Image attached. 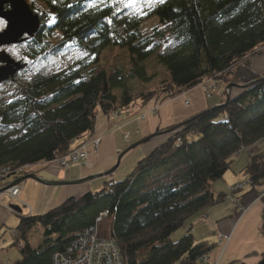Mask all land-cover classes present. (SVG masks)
Listing matches in <instances>:
<instances>
[{"label":"trees","instance_id":"obj_1","mask_svg":"<svg viewBox=\"0 0 264 264\" xmlns=\"http://www.w3.org/2000/svg\"><path fill=\"white\" fill-rule=\"evenodd\" d=\"M37 1L44 10L39 32L26 41L28 57L43 55L50 46L46 39L59 40L52 50L76 44L86 56L16 86L0 102V169L51 164L80 148L99 113L164 102L209 78L234 89L226 106L210 108L168 134L123 180L108 179L98 192L69 198L43 215L20 217L13 264H50L100 213L110 219L109 236L124 264H209L202 258L216 241L195 242L191 227L177 242L169 238L227 198L214 192L213 183L223 179L238 152L264 139V81L241 88L264 77L252 71L253 58L264 53V0H161L141 14H128L115 0ZM150 19L156 24L145 31ZM110 48L124 51L129 67L89 71ZM152 59L169 76L148 90L155 77L148 71ZM134 84L142 89L135 91ZM243 172L253 185L264 182V152L251 156ZM262 204L263 236L264 197ZM35 228L41 240L31 247Z\"/></svg>","mask_w":264,"mask_h":264},{"label":"crops","instance_id":"obj_2","mask_svg":"<svg viewBox=\"0 0 264 264\" xmlns=\"http://www.w3.org/2000/svg\"><path fill=\"white\" fill-rule=\"evenodd\" d=\"M252 71L260 76H264V53L261 56L253 58ZM215 95L216 97L211 96L208 99L204 89L201 87V85H199L193 89L182 91V93L172 97L170 100L162 102L158 105L155 114H153V110L156 108L154 102H150L145 106H140L137 104L132 109H130L129 112H120L117 114L115 121H110L107 116L99 113L96 118L93 133L88 139L93 140L94 138H100L101 144L99 146V150L94 153L90 146H87L86 148L89 153L88 162L90 165H92V167H85L76 164L78 165L77 169L65 171L59 169L55 162L51 164H42L40 165L39 169L42 170L43 176L40 177L47 181L61 182L75 181L92 175L105 173L113 167L119 155L126 151L133 144L155 134L157 131L174 126L196 115L197 113L215 107V105H220L221 96L218 93H215ZM185 101H188L189 104L185 105ZM113 126H116L118 129H115L116 127L114 128ZM132 132H134V134H132ZM125 134L129 135L128 142L124 141L123 139V135ZM117 135L120 137L121 143H126L127 145L123 150H121L119 147V137ZM132 135L135 137L134 140L131 138ZM161 140H164V138ZM260 142L261 140L244 149L247 152L246 158L245 156L240 155L243 154L242 152H244V150L238 154L239 157L235 158L229 171L224 175V184L217 185L216 190H214L215 192L226 194V191L229 190V188L235 185L245 184L246 187H243V189H245H242V192H239L235 195L236 199L238 198L242 200V207L246 209L244 212L245 214L242 215L241 219L237 218V216L228 219L229 216H233L234 214L236 215V213L231 209V206L225 207L223 205L220 207H218L219 205H216V207H211L206 212L208 217L207 223L212 228V231H217L218 233L228 237V243L224 248L222 256L220 259H218L220 261L219 264H229L234 262V259H246L248 256H251L249 257V260L257 259L264 252V237L262 235L257 237V241L255 243L252 244L246 241L238 249L235 246L231 247L230 245L234 238H238L239 236L243 235L245 227L240 228V224L242 223L243 219L249 214L255 218L256 215L253 212L258 211V203L255 202V197L252 194V196L248 194L251 192L250 186L247 187V183L250 178L243 172V169L248 164L251 156L264 152V148L261 151L256 148L257 144H260ZM158 145V143H151L150 141L147 144L144 143L139 147L128 151V153L121 160L122 163L123 161H126L125 170L129 167L132 170L137 162L148 156ZM129 171L127 173H129ZM12 181H14V177H10L5 183ZM28 187L32 191V196L30 197L26 193L25 198H23L22 196L24 195V191ZM89 191L90 188L88 185H39L37 187H31V185L25 182L24 184H21L20 199L24 201L31 210L25 209L26 213H21L23 216H28L29 214H31V216L43 215L46 212L61 205L65 200L69 198H79ZM242 196H245V198H242ZM5 198L7 199L5 202L13 203L6 196L2 198L3 202ZM12 218L13 214L0 206V230L7 225L12 226L15 224L16 229L19 224V218L16 217L17 219L15 222ZM252 234L255 239V232H252ZM202 239H205L204 241H206V239L211 240L212 237L207 236ZM203 240H198L197 242ZM29 241H31V238H29ZM4 250L5 251L3 254V248L0 251V264H11L12 260L16 261L19 258L18 254L11 251L10 249L5 248ZM225 254H228L229 259H232L231 262H227V259H225ZM219 256V250H216V252L210 254V258L213 260L214 258H219ZM243 261L244 262L242 263L249 264L247 260Z\"/></svg>","mask_w":264,"mask_h":264},{"label":"rangeland","instance_id":"obj_3","mask_svg":"<svg viewBox=\"0 0 264 264\" xmlns=\"http://www.w3.org/2000/svg\"><path fill=\"white\" fill-rule=\"evenodd\" d=\"M115 1L117 3H119L122 7H126L128 14H141L142 12L148 10L154 3H157L158 1H161V0H115ZM25 2L28 4V6L32 10V12L40 18L41 10H44V7L42 6V4L39 3L37 0H25ZM32 6H34L36 9L34 7L32 8ZM155 24H156V20L155 19L148 20L143 25L144 30L145 31L149 30ZM5 27H6V23L3 20L0 19V33L5 29ZM45 44H48L50 46L48 47V49L46 50V52L43 55H41V56H39V57H37L35 59H30L28 57V54H29L28 50H29V47L31 45L30 42H25V43L20 44V45L9 46V47H4V48L0 49V52L1 51L6 52V54H8L10 56V58L13 59L15 62H20L21 64H25L26 65L25 68L23 70L19 71L12 80H9L7 82H4V83L0 84V102H2L4 100H8L10 95L12 94V92L15 90L16 86H18L20 84H23V83H25L27 81H31L36 76H48V75H52V74L58 73V72H60V71H62L64 69L69 68L74 63L78 62L79 60L83 59L86 56L85 53L80 48H78L76 44H67L64 47H61V48H59L57 50H52V49L55 46H57V44H59V40L58 39H51V40L50 39H46L45 40ZM147 65H148L149 73L155 75L154 79L152 80L153 81L152 84L148 85L147 89L148 90L149 89L150 90L151 89H155V88L157 89V88L160 87L161 82L163 80L167 79V77L169 75L153 59L150 60L147 63ZM117 66L129 67V57L122 50L110 48V49H106V50H104L102 52L100 63L96 64L93 67H91L89 69V71H91L92 73L96 74V73L100 72L101 70L108 71V70H111V69H113L114 67H117ZM218 81H219L218 78H209V79H206L201 84V87L204 89V92L208 96V99L211 96L216 97L215 93H218L219 95L226 96V93H230L231 89H234V87H233V88L230 89V91H228L226 89L227 86H225L222 82H218ZM213 87H214V89H213L214 91H209V89H211ZM133 89H135V91L136 90L138 91V90H141L142 87L140 86V84H134L133 85ZM180 93H182V92H180ZM180 93H178V94H180ZM235 93H236V91H235ZM152 102H154L155 105H156V108L153 110V114H155L158 105L161 104L162 101H160V102L152 101ZM188 104H189V102L185 101V105H188ZM215 107H216V105H215ZM200 113H202V112H200ZM200 113H197L196 115H194V116H192V117H190V118H188L186 120H189V119H191L193 117H196ZM107 117H108V119L110 121H115V119H116L115 117L112 118L111 114L109 116H107ZM116 117H117V114H116ZM186 120H184V121H186ZM184 121H182V122H184ZM180 123H178V124H180ZM174 126H170L168 128L171 129ZM113 127L115 128L116 126H113ZM115 129H118V128L116 127ZM162 131H166V129L157 131L155 134H157L159 132H162ZM4 132L5 131L0 126V133H4ZM132 134H134V132H132ZM125 135H127L128 139H127L126 142H128L129 141V135L128 134H125ZM167 135L168 134L159 135V136L150 135L148 137H151V136L152 137L149 140H147L145 142V144H147V143H149L151 141V143H158L160 145V143L165 140ZM123 137H124V135H123ZM131 138H132V140H134V138H135L134 135H132ZM163 138H164V140H161ZM144 139H146V138H144ZM86 141H87V146H90L94 153L99 150V146L101 144V139L100 138H94L93 140H88L87 139ZM93 143H94V145H93ZM118 143L120 144L119 147L121 148V150H123L125 148V146H127L126 143H124V144L121 143L120 137L118 139ZM87 146H86V148H87ZM137 147H139V146H137ZM256 148L258 150H260V151L263 150V148H264V139L263 140L261 139L260 144H257ZM85 150L87 151V154H88V157H89L88 150L87 149H85ZM240 152H238L233 157V161L235 160L236 157H239L238 154ZM242 153L243 154H240V155H243L246 158V156H247L246 150H244V152H242ZM123 157L120 159L118 167L109 176L103 177V178H95V179H92V180H90L88 182H85V183H82V184H77V185H81V186L82 185H88L89 188H90L89 192L95 193V192L100 191V189L103 186V183L106 182L107 179H111V180H114V181L123 180L132 171L130 167L125 170L126 161H123V163L121 162ZM87 163H88V165H86L85 167H92V165H90L89 162H87ZM116 163H117V161H116ZM116 163L113 165V167L116 165ZM39 167H40V165H36V166H32V167L30 166L24 171V173H26L25 175L33 173V174H35L38 177L43 176L42 175L43 174L42 170L39 169ZM77 167H78V165L75 164V165H72L69 168L65 169V171L66 170H68V171L75 170V169H77ZM129 170H131V171H129ZM123 171H124V174H123ZM128 171H129V173H127ZM40 178H42V177H40ZM43 180H45V179H43ZM223 180H224V177H223L222 180H219V181L213 183V187H212L213 190H216L217 185L224 184ZM25 182H27L29 185H31V187H37L39 185L42 186L41 184L35 183L33 180H30V179L24 181L23 184ZM242 186L244 187L245 184L242 185ZM242 186H241V188H239L235 192H233V191L231 192L232 187L229 188V190L226 189L227 190L226 194H228L227 198L224 201H222L221 203L217 204V205H219L218 207H220L221 205H223L225 207L231 206V209L234 210L236 215L234 214L233 216H229L228 219L229 218H233L234 216H237V218L241 219L242 215L245 214L244 212H245L246 209L242 207V200L238 199V198L237 199L235 198V195L237 193L242 192ZM248 186H250L251 191H252L249 195L252 194L255 197V202L258 203L257 204L258 211L257 212L254 211L253 212L256 215L255 218L252 217L249 214L243 219L242 223L240 224V228L241 227H245L244 233H243V235L239 236L238 238H234L233 237L234 240L230 244L231 247L235 246L237 249L239 247H241L242 244L244 242H246V241L249 242V243H252V244L255 243L257 241V237L262 235V233H261V225H260V221H261L260 215H261V211H262V208H263L262 198L264 197V182H262V180H260L257 185H253V183L249 180L248 183H247V187ZM26 193L30 197L32 196V191H31V189L29 187L25 189L24 195L22 196L23 198H25V194ZM231 195H233V197ZM5 201H7L6 198H5L4 202L2 201V203L4 204L5 208L3 206H1V207H3L8 212L13 214V218L12 219H13L14 222L17 219L16 217L20 218V217H29V216H31V214H29L28 216H23L22 215V213L23 214L26 213L25 212V209H26L25 207L17 205L12 200H10V201H12L14 204L13 203H7ZM214 206L216 207V205H214ZM214 206H212V207H214ZM13 207H18L20 209V211L14 210ZM27 210H31L30 207L27 208ZM207 210L204 211L202 214H200V216L198 218H196L195 220H194V218H193V220L191 219L190 221L193 223L191 226H189L188 225L189 223H188L184 227H181L180 229H178L175 232H173L170 235L169 239H170L171 242H174V243L177 242L183 235L186 234V232L188 231L189 227H191V233H192V235L194 237V241L195 242H197L198 240H203L202 238L210 236V237H212V239L211 240L210 239H206V241L215 242L214 240H216L217 245L214 248L212 253L216 252V250H219L220 256L217 259L214 258V260L212 258H210V255L205 256L206 259H204L203 262L204 263H209V264H219L220 261L218 259H220V257L222 256L224 248H225L226 244L228 243V237L222 235L221 233H218L217 231H215V232L212 231V228L207 223V220H208V217H207V214H206ZM109 224H110V219L109 220L108 219H103L102 224L100 226L101 227L100 231H101L102 234H104V235L109 234ZM15 226H16V224L12 225V226L7 225L6 227H3L0 230V245L3 248L2 254L5 251L4 249L6 248V249H10L11 251L15 252L19 256L18 246L12 245L13 242H15L20 237V232L17 229H15ZM252 232H255V235H256L255 239L253 237ZM217 235H220L222 238L218 239ZM30 238H31V241L29 243H30L31 247H37L38 246L37 244L41 240V230H40V228H35L32 231ZM263 253L261 254V256H259V258L251 259V260H249V257H251V256H248V257H246V259L237 258V259H234V262H231L232 259H229L228 254H225V259H227V262H231L229 264H240V263L244 262L243 260H247L249 264H257L261 260V258L263 256ZM122 258H123V256H122ZM13 262L14 261L12 260L11 264H13Z\"/></svg>","mask_w":264,"mask_h":264},{"label":"water","instance_id":"obj_4","mask_svg":"<svg viewBox=\"0 0 264 264\" xmlns=\"http://www.w3.org/2000/svg\"><path fill=\"white\" fill-rule=\"evenodd\" d=\"M7 8V9H6ZM0 19L6 23L5 29L0 33V48L9 47V46H16L25 43L28 40L33 39L40 30V18L35 15L25 0H0ZM25 64H21L20 62H15L13 59L10 58L6 52H0V84L12 80L15 75L25 68ZM264 81V77L253 81L247 85L242 86V89H246L253 84L260 83ZM234 86L228 85L226 89L230 91L231 88ZM230 100L229 93H226L225 102L222 105L213 107H224L228 104ZM203 113V112H202ZM200 113V114H202ZM197 115L196 117L200 116ZM196 117H193L189 120L181 122L180 124L175 125L169 130L159 132L152 136H159V135H166L169 134L185 124L189 123L190 121L194 120ZM151 136V137H152ZM151 137L143 139L138 143L133 144L130 146L126 151H124L117 159L116 165L110 169L109 171L92 175L89 177H85L83 179L75 180V181H47L43 180L40 177L36 176L33 173L28 175H24L23 177L14 180L12 182L4 183L0 185V194L3 193L5 190L15 186L22 184L26 180H33L34 182L45 185V186H67V185H77L88 182L95 178L107 177L109 176L119 164L120 159L130 150L134 149L137 146L145 143ZM14 210L20 211L18 207H13ZM263 237H264V228H263ZM257 264H264V253L261 260Z\"/></svg>","mask_w":264,"mask_h":264},{"label":"built area","instance_id":"obj_5","mask_svg":"<svg viewBox=\"0 0 264 264\" xmlns=\"http://www.w3.org/2000/svg\"><path fill=\"white\" fill-rule=\"evenodd\" d=\"M213 88L209 91H214ZM112 118H116V114H111ZM124 140L127 141V135H124ZM94 145V143H93ZM87 141H84L80 148L70 152L69 154L57 159L55 163L61 170H65L72 165L80 166L88 165V154L85 150ZM30 166H25L17 170H12L10 167L0 169V185L4 184L7 179L14 175H20ZM242 185L233 186L231 192L237 191ZM243 189V186H242ZM21 184L15 185L0 194V206L4 207L2 198L8 197L17 205L25 207L29 206L20 199ZM233 197V195H231ZM5 208V207H4ZM105 213H100L95 219L93 225L78 233L69 246L63 252H56L52 255L50 264H124L122 254L116 242L110 238L109 234L101 233V224L105 218ZM218 239L222 237L217 235ZM2 250L0 246V251ZM206 259L205 256L202 260Z\"/></svg>","mask_w":264,"mask_h":264},{"label":"flooded vegetation","instance_id":"obj_6","mask_svg":"<svg viewBox=\"0 0 264 264\" xmlns=\"http://www.w3.org/2000/svg\"><path fill=\"white\" fill-rule=\"evenodd\" d=\"M7 9V8H6ZM1 49V48H0Z\"/></svg>","mask_w":264,"mask_h":264},{"label":"snow or ice","instance_id":"obj_7","mask_svg":"<svg viewBox=\"0 0 264 264\" xmlns=\"http://www.w3.org/2000/svg\"><path fill=\"white\" fill-rule=\"evenodd\" d=\"M130 6V5H129Z\"/></svg>","mask_w":264,"mask_h":264}]
</instances>
